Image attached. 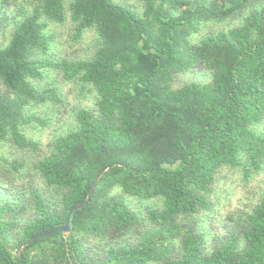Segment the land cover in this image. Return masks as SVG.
<instances>
[{
	"label": "trees",
	"instance_id": "obj_1",
	"mask_svg": "<svg viewBox=\"0 0 264 264\" xmlns=\"http://www.w3.org/2000/svg\"><path fill=\"white\" fill-rule=\"evenodd\" d=\"M135 1L141 12L125 0H19L0 46V264H264V197L230 212L211 245L200 218L224 171L264 173V0ZM52 24L77 41L93 33V55L54 53ZM190 68L211 80L174 88ZM64 84L95 106L75 107L44 148L27 129L49 120L31 107L64 103ZM107 168L68 237L23 248L64 225Z\"/></svg>",
	"mask_w": 264,
	"mask_h": 264
},
{
	"label": "rangeland",
	"instance_id": "obj_2",
	"mask_svg": "<svg viewBox=\"0 0 264 264\" xmlns=\"http://www.w3.org/2000/svg\"><path fill=\"white\" fill-rule=\"evenodd\" d=\"M137 8L140 12L142 7L135 0H125ZM236 0H230L233 4ZM19 0H8L6 9L3 10L6 18V26L0 37V46H6L11 38V33L14 28V23L19 19L18 15ZM241 20L236 19L231 22H223L218 24H210L207 27H201V30L194 34V39L197 41L209 32L219 29H229L238 25ZM51 32L55 34V43L53 44V52L62 54L71 58H89L93 55L97 46V39L93 33H86L84 38L77 41L73 38V30L70 24L65 26H57L52 24ZM211 80L210 73L202 69H187L179 72L173 82L174 88H179L189 82H209ZM65 93L64 103L48 102L42 105L31 107V113L46 118L49 123L43 127L37 121L32 122L27 129L28 135L34 140H38L42 146L60 134H65L72 127L74 120L75 107H90L95 106L93 96L81 92L76 87H71L70 84L62 85ZM4 151H10L5 148ZM264 197V173H261L249 181L244 180L240 171H224L217 177L212 197V208L210 211L202 213L203 228L208 231L209 243L214 236L224 232V219L230 212L247 213ZM154 201H146L145 205H154Z\"/></svg>",
	"mask_w": 264,
	"mask_h": 264
},
{
	"label": "water",
	"instance_id": "obj_3",
	"mask_svg": "<svg viewBox=\"0 0 264 264\" xmlns=\"http://www.w3.org/2000/svg\"><path fill=\"white\" fill-rule=\"evenodd\" d=\"M109 168H110V167H109ZM109 168H107L105 171H103V172L98 176V178L96 179V181L93 183V185H92V187H91V189H90V192H89L88 197L86 198V200H85L83 203H80V204L74 206V207L71 209V211H70L69 214H68L67 221H66V223H65L64 225L57 226V227H55V228H53V229H51V230H49V231L43 232V233H41V234L35 236L34 238L30 239L27 243H25L24 246H23V248H25V247L28 246L29 244L33 243L35 240L40 239V238L45 237V236H48V235H50L51 233H54V232L57 231V230H61V231H63V233L65 234V236L68 237L69 233L71 232V216H72V214H73L76 210L82 208V207H83V206H84V205L90 200V198H91V196H92V194H93V191H94L95 187L97 186L98 182L101 180V178L103 177V175L106 173V171H107ZM23 248L21 249V253H22V251H23Z\"/></svg>",
	"mask_w": 264,
	"mask_h": 264
}]
</instances>
